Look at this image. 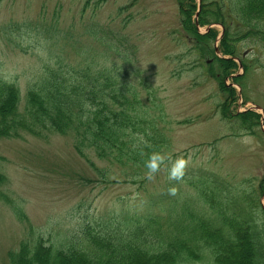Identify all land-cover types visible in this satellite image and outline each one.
<instances>
[{
  "label": "rangeland",
  "instance_id": "1",
  "mask_svg": "<svg viewBox=\"0 0 264 264\" xmlns=\"http://www.w3.org/2000/svg\"><path fill=\"white\" fill-rule=\"evenodd\" d=\"M214 27L220 36L222 27ZM239 52L257 65L243 79L250 102L243 104L242 94L234 111L254 105L264 111V45L245 41ZM58 63L113 68L120 82L138 92L150 124L165 139L160 152L173 161H188L182 179L174 181L179 188L190 190L187 181L193 177L216 179L230 216L250 214L243 199L253 191L260 203L256 189L264 176V134L247 136L221 119L217 106L224 97L205 67L195 63L177 0H0V78L16 83L24 98L29 85ZM243 73L239 67L233 75ZM73 145L70 135L58 134L0 140V170L7 176L0 190L12 201L10 206L0 200V264H10L9 252H16L23 240L40 236L47 245L64 241L86 214L158 212L149 201L172 182L170 164L152 180L125 183L130 169L101 162L87 150L82 158ZM98 168L109 169L108 183ZM196 204L194 199L189 206L195 209ZM255 210L264 235V214L260 207ZM204 211L212 216L209 207Z\"/></svg>",
  "mask_w": 264,
  "mask_h": 264
},
{
  "label": "trees",
  "instance_id": "2",
  "mask_svg": "<svg viewBox=\"0 0 264 264\" xmlns=\"http://www.w3.org/2000/svg\"><path fill=\"white\" fill-rule=\"evenodd\" d=\"M177 6L195 63L205 67L207 78L216 82L224 97L217 106L221 119L246 135H257L261 115L234 111L239 96L233 85L243 89V104L249 103L243 79L257 63L243 58L239 46L245 41L264 45V0H200L198 19L197 0H177ZM212 25L224 28L218 48L228 58L216 55V28L200 32ZM236 59L244 74L232 77L239 68ZM112 69L67 68L58 63L56 68H46L40 81L29 85L24 98L16 83L0 78V140L70 135L80 157L87 158L84 150L88 155L93 152L101 162L130 169L123 182H146L145 161L164 148L165 139L150 124L138 92L120 82ZM3 159L0 156V162ZM88 163L96 169L94 163ZM97 171L108 183L109 169ZM209 178L187 181L194 196L172 181L164 193L150 199L151 206L158 209L156 213L112 210L100 216L86 214L77 231L67 233L58 244L47 245L40 236L23 240L16 252H9L10 264H196L206 259L212 264H264L254 195L243 199L251 210L248 216L245 212L230 216L224 190L220 191L216 179ZM6 182L7 176L0 170V189ZM262 186L264 191V181ZM173 188L179 200L171 194ZM194 199L195 209L189 206ZM0 200L12 206L1 190ZM205 206L212 216L204 211ZM12 210L24 216L21 210ZM219 220L223 223L220 227Z\"/></svg>",
  "mask_w": 264,
  "mask_h": 264
},
{
  "label": "clouds",
  "instance_id": "3",
  "mask_svg": "<svg viewBox=\"0 0 264 264\" xmlns=\"http://www.w3.org/2000/svg\"><path fill=\"white\" fill-rule=\"evenodd\" d=\"M142 139V138H141ZM188 161L185 159L172 160L171 157L166 156L160 152H153L148 159L145 161V168L147 169L146 178L152 180L155 178L156 174L161 171L166 164L171 166L167 168L168 178L172 181H179L182 179L185 173V168ZM171 194H175V189H171Z\"/></svg>",
  "mask_w": 264,
  "mask_h": 264
},
{
  "label": "flooded vegetation",
  "instance_id": "4",
  "mask_svg": "<svg viewBox=\"0 0 264 264\" xmlns=\"http://www.w3.org/2000/svg\"><path fill=\"white\" fill-rule=\"evenodd\" d=\"M263 181H264V176L261 179V181L260 180H257V189H256L258 195L261 194L262 198L264 197V191L262 190V187H263L262 186V182Z\"/></svg>",
  "mask_w": 264,
  "mask_h": 264
},
{
  "label": "water",
  "instance_id": "5",
  "mask_svg": "<svg viewBox=\"0 0 264 264\" xmlns=\"http://www.w3.org/2000/svg\"><path fill=\"white\" fill-rule=\"evenodd\" d=\"M220 38H221V37H220ZM216 52H217V53L219 52L218 48L216 49ZM250 110H251V111H255V112H259V111L261 110V108H260V107H252ZM261 111H262V110H261Z\"/></svg>",
  "mask_w": 264,
  "mask_h": 264
},
{
  "label": "bare ground",
  "instance_id": "6",
  "mask_svg": "<svg viewBox=\"0 0 264 264\" xmlns=\"http://www.w3.org/2000/svg\"><path fill=\"white\" fill-rule=\"evenodd\" d=\"M244 240V239H243ZM244 242H245V240H244Z\"/></svg>",
  "mask_w": 264,
  "mask_h": 264
}]
</instances>
